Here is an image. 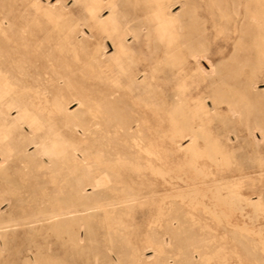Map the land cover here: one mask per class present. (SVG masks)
Instances as JSON below:
<instances>
[{
    "label": "rangeland",
    "instance_id": "obj_1",
    "mask_svg": "<svg viewBox=\"0 0 264 264\" xmlns=\"http://www.w3.org/2000/svg\"><path fill=\"white\" fill-rule=\"evenodd\" d=\"M108 1L90 12L85 0H0V122L21 101L35 129H0L14 154L0 264H264V7L171 4L168 26L152 1L112 0L138 28L120 63L112 36L90 31L110 22ZM20 139L54 166L20 175Z\"/></svg>",
    "mask_w": 264,
    "mask_h": 264
},
{
    "label": "bare ground",
    "instance_id": "obj_2",
    "mask_svg": "<svg viewBox=\"0 0 264 264\" xmlns=\"http://www.w3.org/2000/svg\"><path fill=\"white\" fill-rule=\"evenodd\" d=\"M137 1V0H136ZM144 1V0H142ZM146 1V0H145ZM148 1H152L155 6H156V9L155 11L157 12L156 15H157V18L159 20V22H162V24L164 25H168V26H172L174 24V22L178 19V17H176V15H174L172 13V9L170 8V5L171 4H178V5H181V7H186V6H191V5H195L197 2H204V3H207V4H210V5H219L221 3H224V4H227V5H235L238 7V5H250V4H256L258 6H263L264 7V0H148ZM91 2H94L95 6H101L103 4V0H91ZM85 4L88 5V9L90 12H92L93 10V7L92 5H90V0H85ZM108 8L111 10V14H112V17H111V20L110 22L108 23H99L97 25V29L96 27L92 26V28L90 27V31H91V36L94 37L93 35H95L97 33V35H100L101 37H103V35L107 38H110V35L112 36V45H113V49H114V52L117 56V60L118 62H123L125 60V58L128 59L129 57V53L132 49V43H129L127 41V34L129 33H132L133 37L135 39H138V31H137V27L135 25H131L129 24V21L130 19H126L124 18L123 16V13H116L114 8H115V4L112 2V0H109L108 1ZM238 11V10H237ZM260 13L257 17H254V21H255V34H256V37H257V49H256V53H255V57H256V61H257V64H258V68H259V77L262 81H264V8L259 10ZM220 13V12H219ZM223 14V13H222ZM135 15V14H134ZM139 16V15H138ZM192 16V15H190ZM188 17V16H187ZM1 19V18H0ZM10 22V21H9ZM13 24V23H12ZM241 25V24H240ZM16 26V25H15ZM26 25H24L25 27ZM36 27V26H35ZM14 31V30H13ZM22 31V30H21ZM97 31V32H96ZM96 32V33H95ZM33 33V32H32ZM11 35V34H10ZM38 35V34H36ZM42 35V34H41ZM87 35V34H86ZM53 36L52 35H49L47 36V39H51ZM144 43H143V47H148V40H147V34L144 35ZM14 38V37H13ZM27 38V37H26ZM134 39V40H135ZM13 40V39H12ZM15 41V40H14ZM33 41V40H32ZM51 40H49L50 42ZM139 41V40H138ZM28 42V40H27ZM88 42V41H87ZM136 42V41H135ZM11 43V42H10ZM53 42H50V45L52 44ZM23 44V43H22ZM25 44V43H24ZM11 45V44H10ZM18 45V44H17ZM12 46V45H11ZM91 46V45H90ZM97 48L100 47V43H97ZM10 47V46H9ZM15 47V46H14ZM50 47V46H49ZM88 47V46H87ZM143 47L141 48V50L139 51L140 52H143ZM161 48V46H159V49ZM42 49V48H41ZM45 49V47H44ZM42 49V50H44ZM11 50V49H10ZM18 51V50H17ZM34 51V50H32ZM41 51V50H40ZM137 51V49H136ZM147 51V50H146ZM199 51V50H198ZM2 52V51H1ZM12 52V51H11ZM10 52V53H11ZM19 52V51H18ZM42 52V51H41ZM46 52H48V49L46 50ZM158 52V51H157ZM9 53V52H7ZM25 53V51H24ZM138 53V54H139ZM1 54V53H0ZM4 54V53H3ZM13 54V53H12ZM2 55V54H1ZM24 55V54H23ZM37 55V54H36ZM33 56V57H36ZM104 55V54H102ZM140 55V54H139ZM12 56V55H11ZM42 56V55H40ZM194 58L196 57V55H192ZM20 57V56H19ZM142 57V56H141ZM16 58V57H15ZM24 58V57H22ZM20 58V59H22ZM26 58V57H25ZM137 59V57H132L131 59ZM14 59V58H13ZM30 59V58H28ZM38 59V57H37ZM159 59V56L157 55L155 57V61L157 62ZM207 59V58H206ZM7 60V59H6ZM18 60V59H17ZM27 60V59H26ZM33 60V59H32ZM89 60V59H88ZM191 60V59H190ZM208 60V59H207ZM1 61V60H0ZM21 60H19L20 62ZM38 61V60H37ZM53 61V60H52ZM87 61V60H86ZM5 62V60H4ZM3 62V64H4ZM10 62V61H9ZM27 62V61H26ZM29 62V60H28ZM36 62V61H35ZM34 61L32 63H35ZM41 62V61H40ZM60 63V62H59ZM6 64H7V61H6ZM5 64V65H6ZM35 65V64H34ZM12 66V65H11ZM23 66V65H22ZM33 66V65H32ZM6 67V66H5ZM9 67V66H8ZM27 67V65H26ZM34 67V66H33ZM47 67V65H46ZM4 68V67H3ZM7 68V67H6ZM12 68V67H11ZM10 68V69H11ZM24 68V66H23ZM36 68V67H34ZM39 68V67H38ZM37 68V69H38ZM48 68V67H47ZM150 68V67H149ZM2 69V68H1ZM9 69V68H8ZM13 69V68H12ZM57 70L59 71V69L57 68ZM4 71V70H2ZM6 71V70H5ZM10 71V70H9ZM17 71V69H16ZM15 71V72H16ZM26 71V69H25ZM24 71V72H25ZM36 71V69H35ZM47 71V70H45ZM49 71V70H48ZM138 71V70H137ZM11 71H10V74L11 75ZM14 73V72H13ZM22 73V72H20ZM62 73V72H61ZM140 73V72H139ZM15 74V73H14ZM19 74V73H18ZM24 74V73H23ZM45 74V73H44ZM136 74V73H135ZM13 75V74H12ZM11 75V76H12ZM30 75V74H29ZM67 75V73H66ZM17 76V75H16ZM15 76V77H16ZM35 76V75H34ZM38 76V75H37ZM65 76V75H63ZM149 76V75H148ZM10 77V76H9ZM6 78V79H9ZM66 77V76H65ZM166 77V76H165ZM35 78V77H34ZM43 80L45 79V81H50L53 76L50 75L48 77H42ZM42 78H39L38 80L40 81ZM55 78V77H54ZM63 78V77H62ZM19 79V78H18ZM24 79V78H23ZM148 79V78H147ZM167 79V78H166ZM32 80V79H31ZM36 80V79H35ZM169 80V79H168ZM18 81V80H17ZM23 81V80H21ZM151 81V80H150ZM52 82V81H51ZM57 82V81H56ZM40 83V82H38ZM50 83V82H49ZM20 84V83H19ZM33 84V83H31ZM48 84V83H47ZM159 84V83H158ZM18 85V84H17ZM34 85V84H33ZM38 85V84H37ZM41 85V83H40ZM55 85V84H54ZM30 86V85H29ZM48 86V85H47ZM59 86V85H58ZM157 86V85H156ZM261 86V85H260ZM18 87V86H17ZM35 87V86H34ZM39 87V86H38ZM45 87V86H44ZM52 87V86H51ZM154 87V85H153ZM44 89V88H42ZM41 89V90H42ZM7 90V91H5ZM5 90H4V86L1 84L0 82V101H6L8 98H6V95H8V92L11 90V88L9 86H5ZM46 90V89H45ZM161 91V90H160ZM52 92V91H51ZM55 92V91H53ZM162 92V91H161ZM28 94V93H27ZM31 94V93H30ZM29 94V95H30ZM50 94V93H49ZM52 95V94H51ZM50 95V96H51ZM31 96V95H30ZM52 97V96H51ZM6 98V100H4ZM28 98V97H27ZM32 98V97H31ZM160 99V97H159ZM158 99V100H159ZM35 100V99H34ZM161 100V99H160ZM33 102V101H32ZM230 102V101H229ZM2 104V103H1ZM8 104L11 106V105H16L18 107L21 108V110L19 111L18 115L14 117L13 120H10L9 117L7 118H4L7 122L4 123V124H1L0 122V129H2L3 127H8L10 126L11 124L14 125L16 124L15 126H17L18 129H20V131L22 132V130L24 132H26L24 129H22V126H20L21 124L25 123L27 124L28 126V129L29 131L26 132L27 135H32L34 134V125L32 124V120H31V117L29 116L28 112L25 111V107H24V103L23 102H12V101H8ZM249 104V103H248ZM13 114V113H12ZM7 116H10V112L8 111L6 113ZM72 116V115H71ZM108 116V115H107ZM106 116V117H107ZM259 116V114L257 115V117ZM115 117V116H114ZM118 117V116H117ZM70 118V117H69ZM76 118V117H75ZM108 118V117H107ZM139 118V117H138ZM106 119V118H105ZM73 120V119H72ZM110 120V119H109ZM112 120V118H111ZM139 120V119H138ZM113 121V120H112ZM124 121V120H122ZM140 121V120H139ZM259 121V120H258ZM111 122V121H110ZM128 122V120H127ZM126 122V123H127ZM135 122V121H133ZM138 122V121H137ZM89 123V121H88ZM115 123V121H114ZM125 123V122H123ZM129 123V122H128ZM260 123V122H259ZM109 124V122H108ZM111 124V123H110ZM93 125V124H92ZM113 125V123L111 124ZM117 125V124H116ZM122 125V124H121ZM126 126V124H124ZM130 125V123H129ZM128 125V126H129ZM127 126V127H128ZM131 126V125H130ZM110 127V125H109ZM113 127V126H111ZM126 127V128H127ZM116 128V127H115ZM142 128V127H141ZM144 128V127H143ZM138 129H140V127H138ZM137 130V129H136ZM124 131V130H123ZM141 131V129H140ZM144 131V130H143ZM142 131V133H143ZM129 132V131H128ZM260 132H261V135L264 136V126H261L260 127ZM120 133V132H119ZM126 134V132H124ZM78 134V133H77ZM122 134V133H121ZM137 134V133H136ZM149 133H146V136L148 135ZM190 134V133H189ZM124 135V134H123ZM127 135V134H126ZM125 136V135H124ZM138 136V135H137ZM140 136V135H139ZM120 137V136H119ZM122 137V136H121ZM129 137V136H128ZM131 137V136H130ZM129 137V138H130ZM136 137V136H135ZM142 137H145L142 135ZM149 137V136H148ZM146 137V138H148ZM125 138V137H124ZM127 138V136H126ZM134 138V137H133ZM197 138V137H196ZM130 140V139H129ZM259 140V139H258ZM5 137L0 133V177H3L5 175H12L14 172L11 171V158L13 157V148L9 145L6 144L5 142ZM131 142V141H129ZM133 142V141H132ZM29 143H26L24 139H20L19 141V147H18V151H17V154H18V158L17 159V162L18 164H23L24 168L22 171H19V174L22 175V176H29L30 174L34 173V171L32 170L33 167H45L47 165H51L52 164V160L50 157H48L47 159H45L43 156V153L42 152H39L38 150L41 148L39 145L37 146L35 144V141L34 142H30V144H35V147H36V150H33L31 151L30 150V147L28 145ZM130 144V143H129ZM139 144V142H138ZM144 144V143H143ZM133 145V144H132ZM139 146V145H138ZM40 147V148H39ZM133 147V146H132ZM129 148V147H127ZM136 148V147H135ZM131 150V149H130ZM138 150V149H137ZM149 150V149H147ZM134 151V150H133ZM139 151V150H138ZM126 152V151H125ZM129 152V150H128ZM132 152V151H131ZM135 152V151H134ZM127 153V152H126ZM143 153V152H142ZM148 153V152H146ZM117 154V153H116ZM134 154V153H133ZM114 156V155H113ZM121 157V156H120ZM149 157V156H148ZM157 157V156H156ZM159 157V156H158ZM243 157V156H242ZM127 159V158H126ZM60 160V158H59ZM76 162L77 163H81L82 161L76 157L75 158ZM16 161V160H15ZM56 161V160H55ZM54 162V161H53ZM64 162V161H63ZM107 162V161H106ZM66 163V162H65ZM15 165V164H14ZM141 165V164H140ZM17 166V165H16ZM52 166H54V164H52ZM94 167V166H93ZM18 169V168H17ZM53 170V169H52ZM87 170V169H86ZM88 171V170H87ZM17 172V171H16ZM54 172V171H53ZM46 173V172H45ZM48 174V173H47ZM89 174V173H88ZM17 175V174H16ZM108 176V175H107ZM40 177V180H41V176ZM97 179V178H96ZM7 180V179H6ZM47 180V179H46ZM110 180V179H108ZM115 180V179H114ZM44 182V179L42 180ZM41 181V182H42ZM69 181V180H68ZM11 182V181H10ZM112 182V181H111ZM111 184V183H110ZM113 187V186H111ZM115 187V186H114ZM69 188V187H68ZM52 189V188H51ZM54 189V187H53ZM52 189V190H53ZM104 189V188H103ZM120 190V188H118ZM51 190V191H52ZM54 191V190H53ZM3 192V191H2ZM133 195V194H131ZM136 196V195H135ZM63 197V196H62ZM132 197V196H131ZM137 197V196H136ZM234 197V196H233ZM55 198V197H54ZM135 201V200H134ZM100 203V202H99ZM65 204V203H64ZM66 205V204H65ZM79 205V203H78ZM89 205V204H88ZM63 208V207H62ZM61 208V209H62ZM60 209V210H61ZM227 209V208H226ZM51 210V208H50ZM59 210V208H58ZM235 212V211H234ZM6 213V212H5ZM7 214V213H6ZM49 214V212H48ZM70 214V213H69ZM74 214V213H73ZM58 213H54L53 216H57ZM71 215V214H70ZM75 216V215H74ZM234 216V215H233ZM59 217V216H58ZM71 218V216H70ZM76 218V217H75ZM11 220V219H10ZM39 221V220H38ZM0 222H4L3 218L0 217ZM41 223V222H40ZM57 225V224H56ZM233 225V224H232ZM58 227V226H57ZM230 227V226H229ZM62 228V227H61ZM74 230V229H73ZM51 232V230H49ZM240 235V234H239ZM4 236V235H3ZM66 238V237H65ZM71 241V240H70ZM238 251V250H237ZM203 253V252H202ZM40 264V263H39ZM189 264V263H188Z\"/></svg>",
    "mask_w": 264,
    "mask_h": 264
}]
</instances>
